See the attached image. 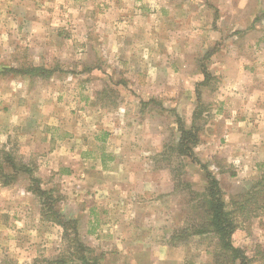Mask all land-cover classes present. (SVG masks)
Segmentation results:
<instances>
[{
	"label": "rangeland",
	"instance_id": "1",
	"mask_svg": "<svg viewBox=\"0 0 264 264\" xmlns=\"http://www.w3.org/2000/svg\"><path fill=\"white\" fill-rule=\"evenodd\" d=\"M109 7L122 16L117 10L115 21L95 18L96 8ZM45 42L53 49L46 57L34 46ZM45 61L55 69L45 86L32 89V78L13 71ZM204 67L213 78L209 86L201 85ZM41 94L49 95L46 101ZM44 103L34 124L31 113L23 116ZM198 105L196 159L174 154L158 161L179 139L177 117L190 128ZM62 125L88 148L103 145L109 169L90 165V181L80 183L62 177L71 168L66 160L50 159L40 170L48 135L62 136ZM13 126L7 138L3 132ZM22 128L34 131L36 151L20 147ZM40 142L47 146L41 151ZM5 151L40 182L19 172L11 185L0 183V210L11 212H0V223H7L0 229V264H45L65 250L63 228L42 215L49 208L77 221L98 264H215L219 244L212 235L175 242L172 236L197 223L192 191L205 190L207 172L229 205L263 175L264 0H0V162ZM114 151L128 158L119 171L109 160ZM36 187L51 191L49 203ZM24 206L30 211H20ZM90 220L101 222L95 231ZM237 224L234 245L253 264H264V209L248 218L238 213Z\"/></svg>",
	"mask_w": 264,
	"mask_h": 264
},
{
	"label": "trees",
	"instance_id": "2",
	"mask_svg": "<svg viewBox=\"0 0 264 264\" xmlns=\"http://www.w3.org/2000/svg\"><path fill=\"white\" fill-rule=\"evenodd\" d=\"M209 56V55H206ZM7 69V68H6ZM10 70V68H8ZM13 70V68H12ZM18 73L24 74L32 79L42 78L48 79L55 72V69L46 68L44 66H35L24 68L23 70L16 69ZM204 80L201 83L203 86H209L210 81L213 80L211 73L204 67ZM200 100V98H199ZM201 117L199 105L195 108L193 113V124L188 128L180 116L177 117L178 131L180 133L179 139L173 145L167 146L160 154L158 161L170 162L174 154L178 157H187L188 159H196L194 147L199 143V128L195 123ZM196 119V120H195ZM4 163V164H3ZM4 166L12 169L11 173L5 171ZM207 172V167H203ZM33 169H30L25 164L18 167L15 159L10 152L3 154V161L0 162V183L3 186H9L14 182V174L25 172L30 175L33 185L39 183V179L33 176ZM208 186L203 192L192 191V194L198 200V210L201 211L195 219L194 224L190 229L184 228L176 232L172 236V241L177 239H185L192 235L205 236L212 235L217 239L219 244L218 251L215 252V264H253L246 251L238 248L233 243V235L238 228L237 214L248 218L249 215L255 213L260 209H264V172L261 179L254 183V188L247 191V193L238 195L239 199L233 198L232 204L226 203L224 193L220 187L218 179L211 173L207 172ZM187 187L190 184H185ZM33 187V186H32ZM257 187H260L259 189ZM31 190L42 197H45V203H49L52 199L51 191H45L40 187L31 188ZM199 212V211H198ZM43 217L63 228V239L69 244L65 250L53 259L42 260L45 264H98L99 259L93 256V249L88 247L78 234L77 221L67 220L60 212L49 208L42 212ZM73 226V237L70 227ZM88 255V256H87ZM41 260H34L33 264H38ZM15 264V263H12Z\"/></svg>",
	"mask_w": 264,
	"mask_h": 264
},
{
	"label": "crops",
	"instance_id": "3",
	"mask_svg": "<svg viewBox=\"0 0 264 264\" xmlns=\"http://www.w3.org/2000/svg\"><path fill=\"white\" fill-rule=\"evenodd\" d=\"M117 10L118 9H116V7H112V8L109 7L108 11L102 12V11H99V9L96 8L95 12H94V16H95L96 19L107 18L108 22L115 21L116 19H118L117 18L118 17L117 16ZM118 14H119V16H122V15H120V11L119 10H118ZM86 16L87 15L84 14L82 16V19L83 20H88L89 16H87V17ZM34 46L39 48L40 51L44 52V54L41 53L42 56L44 55V57H46V54L48 53L47 50H49V49L53 50L50 45H47V42H45L43 44L41 43L40 45H37V43H35ZM47 47H48V49H47ZM37 48H35V49H37ZM77 51H79V49ZM38 53H39L38 58H41L40 52H38ZM46 61H45V64H38V65L34 64V65L35 66H44L46 68H51L50 65L47 64L48 62H46ZM84 75H85L84 73H81V75L79 77H80L82 83L85 85V84H88V82H87L88 80H87V78H84ZM51 82H52L51 80H46V79H39V78H38V80L32 79V89H35L33 87L34 84H42V85L45 86L47 84H51ZM98 93H99V90H96V92H95V90H93V95H96ZM32 96H38L37 90L34 93L32 92ZM39 97H42V99L39 100L41 102V101H46L47 97H49V95L48 94H46V95L45 94H41V95H39ZM92 97H91V99H93ZM44 107H47L46 103L41 104V105H39V104L38 105H32V111H28L27 112V111L24 110L23 116H25L27 114L29 116V114L31 113L30 114L31 116H29V117H31L32 119L30 121L34 124L35 123L34 120H36L37 117H38L37 113L42 111V108L44 109ZM99 110H102L101 106L99 107ZM16 124H18V123H15V125ZM49 124L53 125L51 122H49ZM18 125H20V124H18ZM16 128H18V127L17 126H13L12 127V131H10V132L4 131L3 133L6 134V136L8 138V136H10V134L13 133L14 130H16ZM61 128H62V130H61L62 136H60L59 138H55L54 136L52 137V135H48L49 137L47 138V140L49 142V146H48L49 148H48V152L47 153L49 155L46 156V157L40 158V160L38 162V166H40V170H42L41 165L43 166V164H45V165L48 164L50 159H52V160H54V162H58V163H60L62 160H66L62 164H68V165L71 166V168H66V169H64V171L62 170V172H64L62 177L72 178V180H75V178H76V181L80 183V182H89L90 181V176L87 173V169H88V167L90 165L91 166H95L96 163H99V165L101 166V170L102 171L105 170V169H109L108 166H106V159L104 160V158H103V157H105L104 153L101 152V150L104 148L103 145L100 146V147L99 146H95V150L91 149V148H88L87 145H85V139L84 138L80 139V136H77V134H74L72 129L66 128L64 125H62ZM45 130L48 131V132H52L53 133L52 127L46 126ZM57 130H58V128H57ZM112 132H113L112 130H111V132H110V130H107V132L106 133L104 132L105 134H103V135H105L106 137L109 138V137H111V133ZM18 133L23 135L25 140H26L25 143L23 141L20 144V147L22 146V149H24V150H26V149L32 150V144L35 141V137L33 135L34 131L25 130V129L23 130V128H22V129H20V132H18ZM44 144H41V142H40V144H38L39 151H41L45 147H47ZM116 146L118 148L121 147V145L118 144V143H117ZM33 149L34 150H32V152L36 151V148H33ZM28 154L30 156L31 155V151H28ZM120 154L121 155L118 156V155H116V152L114 151V154L112 153V158L109 159L110 162L112 164H114V169H117L118 171L120 170V165L121 164L128 163V162H126L128 160V158L126 156V153L120 151ZM42 155H44V154H42ZM75 166L77 167V170H76V172H73V170L75 169ZM67 167H69V166H67ZM78 167H80L79 171H78ZM110 169H113L111 167V165H110ZM62 172H60V173H62ZM83 173H84V175H83ZM93 183H95V180H93ZM124 185H125V182H124ZM17 189H19V188H17ZM20 190L21 189H19V191ZM0 191H1V193H5L4 192V188H2L1 185H0ZM11 191L16 192V188H15V191L14 190H11ZM27 194H28V196H32L31 193H29V192ZM30 209H31L30 207L24 206V207L20 208V211L29 212ZM92 210H91V213H93L95 209H92ZM0 212L2 214H3V212L4 213L5 212L11 213L9 210H3V208H2V210H0ZM90 221H92V220H90ZM91 223L93 225H95V227L92 229L93 231H95L94 229H96V227H98V225L101 222L98 223V222H94V220H93ZM5 224L7 225V223H5ZM5 224L2 225L0 223V229L4 228ZM8 225H9V223H8ZM10 226H12V223L10 224Z\"/></svg>",
	"mask_w": 264,
	"mask_h": 264
}]
</instances>
